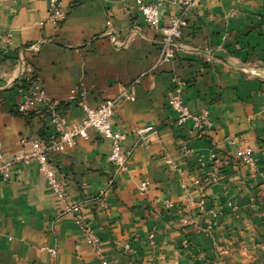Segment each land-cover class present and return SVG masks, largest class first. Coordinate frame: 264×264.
<instances>
[{"label":"crops","instance_id":"1","mask_svg":"<svg viewBox=\"0 0 264 264\" xmlns=\"http://www.w3.org/2000/svg\"><path fill=\"white\" fill-rule=\"evenodd\" d=\"M142 1L158 6L164 25L184 0ZM63 7L66 19L56 26L46 21L47 0H0V35L12 37L7 50L0 44L2 156L28 152L20 138L55 137L40 106L29 116L15 112L20 55L69 124L82 117L70 100L74 91L93 108L127 88L134 100L120 103L112 125L125 135L121 152L128 160L111 185L109 141L94 131L47 155L67 203L81 204L109 263L249 264L251 254L264 253V0H194L173 60L160 63L159 33L146 25L135 0H63ZM36 43L38 52L27 50ZM173 91L190 111L205 107L212 129L197 138L191 121L177 128L167 104ZM147 127L154 131L139 141L136 133ZM246 149L252 168L237 159ZM210 150L220 158L216 183L205 177ZM142 181L148 183L143 193ZM101 192L103 206L97 202ZM200 199L217 214L206 233L198 228L211 215L199 211ZM164 200L173 208L165 210ZM229 202L238 207L236 217ZM67 203L51 192L35 162L11 166L9 180L0 179V264H51L42 246L56 248L55 264H99L64 213ZM180 210L194 224L181 227Z\"/></svg>","mask_w":264,"mask_h":264},{"label":"built area","instance_id":"2","mask_svg":"<svg viewBox=\"0 0 264 264\" xmlns=\"http://www.w3.org/2000/svg\"><path fill=\"white\" fill-rule=\"evenodd\" d=\"M135 1L146 25L159 33V39L157 40L159 48L158 62H170L174 58L177 43L182 35L185 15L194 0L182 1L181 12L177 15L170 16L164 25L160 23V13L156 4H145L142 0ZM47 3L46 21L56 26L60 25L67 16L63 7V0H47ZM107 24H109V22H107ZM0 44L4 50L10 48L12 45L11 34L8 32L2 33L0 35ZM27 50L36 53L39 50V44L30 45L27 47ZM19 62L20 68L18 74L15 76L14 82L18 83L17 89L21 94V101L15 107V112L19 115H27L30 108L35 105L40 106L44 113L43 116L55 127V137L48 142L41 139L20 138L19 143L28 145L30 149L28 152L18 154L10 160H6L0 153V179L3 181L9 180V170L11 166L15 164L29 165L35 162L39 174L43 177L51 192L58 200L67 203L68 197L64 184L58 177L56 167L49 162L47 155L51 151L63 152L66 148L72 147L78 138L88 140L89 131H94L109 141L110 150L107 160L113 165V177L109 181L111 185L114 177L126 169L128 160V153L121 152V143L125 139V135L113 128L112 117L122 101L134 100V96L130 94L129 89L124 88L114 99L105 100L97 107L93 108L87 105L83 93L74 91L70 96V100L76 101L79 105L82 111V117L78 122L69 124L64 117L57 113V103L38 86L36 79L32 75V67L26 64L22 55L19 56ZM171 81L176 86L184 85L182 81L175 78H172ZM167 104L175 114L174 125L177 128H183L187 121H191V130L197 138L201 137L205 130L212 129L213 123L208 117V111L205 107L197 111H190L175 91L167 95ZM153 131L151 127L138 131L136 133L138 140H145L147 135ZM237 159L242 167L252 168L255 166V161L250 149L239 152ZM206 166V180L209 183H216L219 178L221 167L220 158L214 150L209 151ZM147 187L148 183L142 181L138 186V190L143 193L147 190ZM103 194L104 193L101 192L97 198L99 206H103ZM196 204L202 214L211 215V220L207 223L206 227H199L198 230L204 233L209 232L210 228L214 225L213 219L216 218L217 214L205 208L203 199H200ZM162 207L168 210L172 209L173 205L168 200H164L162 202ZM228 208L230 214L236 217L239 211L238 207L234 203L229 202ZM64 213L72 217L74 224L82 233L85 243L92 249L98 263L110 264L102 250L101 240L93 233L88 222L83 218L81 204L67 203ZM179 214L180 218L178 224L181 227L194 224L188 212L180 210ZM148 237L149 240L152 241L153 233L151 232ZM129 248L130 244L128 242L122 244V249L124 251L129 250ZM40 250L48 254L51 264H55L57 256L56 248L42 246Z\"/></svg>","mask_w":264,"mask_h":264},{"label":"rangeland","instance_id":"3","mask_svg":"<svg viewBox=\"0 0 264 264\" xmlns=\"http://www.w3.org/2000/svg\"><path fill=\"white\" fill-rule=\"evenodd\" d=\"M249 264H264V253L261 249L251 254Z\"/></svg>","mask_w":264,"mask_h":264},{"label":"trees","instance_id":"4","mask_svg":"<svg viewBox=\"0 0 264 264\" xmlns=\"http://www.w3.org/2000/svg\"><path fill=\"white\" fill-rule=\"evenodd\" d=\"M18 88V87H17ZM27 116H29V115H27Z\"/></svg>","mask_w":264,"mask_h":264}]
</instances>
